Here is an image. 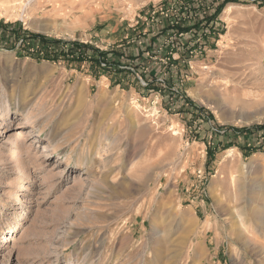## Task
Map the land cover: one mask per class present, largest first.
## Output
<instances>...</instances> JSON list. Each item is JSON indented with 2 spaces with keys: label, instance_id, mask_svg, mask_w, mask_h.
<instances>
[{
  "label": "rangeland",
  "instance_id": "obj_1",
  "mask_svg": "<svg viewBox=\"0 0 264 264\" xmlns=\"http://www.w3.org/2000/svg\"><path fill=\"white\" fill-rule=\"evenodd\" d=\"M213 2L0 0V264H264V2L165 28Z\"/></svg>",
  "mask_w": 264,
  "mask_h": 264
},
{
  "label": "trees",
  "instance_id": "obj_2",
  "mask_svg": "<svg viewBox=\"0 0 264 264\" xmlns=\"http://www.w3.org/2000/svg\"><path fill=\"white\" fill-rule=\"evenodd\" d=\"M195 1L197 0H181V2H184L187 5V8L194 9L195 8ZM239 0H214L213 6L214 8L207 11L203 17L200 16L198 18H191L190 22H186L184 18L180 17L177 13L175 15V19L173 20L172 23L166 25L165 28H168V32H170L174 36H181L180 34H185V32L190 31V33L193 31V38L191 42H186L183 46L186 49L187 54H191V51L196 48V47H201L202 44H206L208 37L210 34H214V29L217 26V21H216V15L223 9L225 4L227 2H238ZM255 2L262 3L264 0H254ZM183 3V4H184ZM186 8V9H187ZM178 9V8H177ZM175 9L176 12H181L183 11V8L180 6V9ZM191 10V9H190ZM7 28H9L7 30ZM6 31L8 33H13L11 34L15 40L18 41V39H22L24 41V38H22L20 35L18 36V33L16 30H14L12 27H6ZM10 31V32H9ZM17 33V34H16ZM25 34V33H23ZM200 36L202 38V41H196V37ZM27 38H31L32 40H36V43L38 46H36V50L39 52L41 57L43 59L49 60V61H57V60H63V61H78V62H84L87 60V58H92V61L97 63L99 66L101 64H104L105 67H107L108 63H112L109 59L111 56L112 59H115L113 57L112 53L109 52H102L99 51L90 45L86 44H80L78 42H67V41H61L57 39H48L42 36L38 35H28L26 36ZM175 37V38H177ZM175 38L171 39V43H174ZM37 54V57H40V55ZM117 59H120L119 55H116ZM119 63V61H118ZM112 65V64H109ZM120 65L118 64V67ZM147 79V85L150 84V80L146 77ZM165 80V79H164ZM155 87V86H153ZM150 87V88H153ZM156 88V87H155ZM162 89V88H160ZM264 128V124L262 126H257L255 129L261 130ZM231 130L235 131L233 128ZM249 131V128H245L244 130L239 131V134H247ZM224 132H227V129H224ZM238 132V131H237ZM208 153V152H207Z\"/></svg>",
  "mask_w": 264,
  "mask_h": 264
},
{
  "label": "bare ground",
  "instance_id": "obj_3",
  "mask_svg": "<svg viewBox=\"0 0 264 264\" xmlns=\"http://www.w3.org/2000/svg\"><path fill=\"white\" fill-rule=\"evenodd\" d=\"M230 8H229V6H227L226 8H225V11H230L229 10ZM49 31V30H48ZM0 135H2V133L0 132ZM74 167H76V168H78V169H80V170H82V168H83V165L82 164H79V163H77V162H73V164H72Z\"/></svg>",
  "mask_w": 264,
  "mask_h": 264
},
{
  "label": "built area",
  "instance_id": "obj_4",
  "mask_svg": "<svg viewBox=\"0 0 264 264\" xmlns=\"http://www.w3.org/2000/svg\"><path fill=\"white\" fill-rule=\"evenodd\" d=\"M102 66H104V64H101ZM162 80V79H161ZM146 83L145 82H143V85H145Z\"/></svg>",
  "mask_w": 264,
  "mask_h": 264
}]
</instances>
